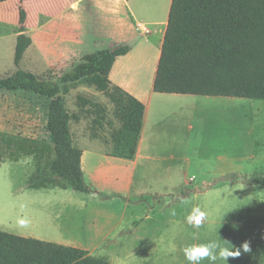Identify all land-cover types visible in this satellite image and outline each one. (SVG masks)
Wrapping results in <instances>:
<instances>
[{"label":"rangeland","instance_id":"rangeland-1","mask_svg":"<svg viewBox=\"0 0 264 264\" xmlns=\"http://www.w3.org/2000/svg\"><path fill=\"white\" fill-rule=\"evenodd\" d=\"M20 1L0 4L3 10L10 12L13 22L0 21L1 76L10 75L19 68L14 59ZM54 2L25 0L23 6L30 14V26L34 27L33 32L28 33L32 39L38 31L42 3L52 10ZM130 4L137 22L156 21L151 38L155 51L160 44L170 0H131ZM75 14L83 27L85 43L77 46L78 56L110 47L111 36L108 41L100 43V37H105V27L99 23L98 6L93 0L80 2ZM131 29L135 31L134 23L127 19L126 31L131 33ZM33 56L29 53L20 68L31 70L43 78H54L58 73L69 72L73 66L44 70ZM64 87H70V84ZM76 87L93 86L82 83ZM223 101L216 106L207 104L214 107L208 112L215 118L213 124H203L198 119L194 122L195 130L188 138L187 156L178 155L176 161L167 165L172 168L167 176L168 187L158 188L156 182L151 183L148 178L133 190L134 200L127 211L126 222L131 220L132 211L145 212L152 207L157 213L165 215L160 221L141 222V228L148 232L141 238L147 243L137 239L138 244H131L126 253L118 245L108 246L109 243H106L95 252L97 256L108 257L111 264L124 262L120 259L122 256L126 257L128 264H190L183 252L185 247L215 241L221 247L234 246L235 249L247 241L251 248L249 253L241 251L239 257L229 258L226 262L219 258L218 249L214 264H264V187L243 182L244 177L264 174V101L241 97L224 98ZM49 104L50 99L36 94L1 91L0 130L49 140ZM170 105L174 109L173 103ZM69 106L76 107V104L71 100ZM173 116L174 110L168 113V119ZM118 125L115 121V126ZM103 135L111 138L109 127ZM35 163L33 156H25L19 162L6 160L0 163V230L73 246L76 239H85L83 226L86 221L87 224L92 223L96 214L102 219L105 216L117 217L120 202L112 201V198L108 201L103 198L96 200L94 193L73 189L37 191L27 188V181L36 170ZM177 199L180 200L176 202ZM194 206H200L207 213L200 229L186 222ZM21 220L25 223L21 224ZM151 228L152 233L149 232ZM159 232H164L166 241H163L164 234ZM194 232L198 233V239H193ZM160 240L164 243H159ZM132 249L133 252L127 253ZM200 264L213 262L205 259Z\"/></svg>","mask_w":264,"mask_h":264},{"label":"trees","instance_id":"trees-1","mask_svg":"<svg viewBox=\"0 0 264 264\" xmlns=\"http://www.w3.org/2000/svg\"><path fill=\"white\" fill-rule=\"evenodd\" d=\"M7 0H0L4 2ZM0 21L13 24L9 11L0 7ZM27 11L19 7L14 73L0 75V92H26L50 99L47 128L50 139L0 130V163L33 156L36 170L27 188H71L90 193L81 165L82 149L74 145L71 113L61 95L80 84L102 85L128 44L84 55L69 72L54 78L20 68L33 43L26 32ZM70 84V87H64ZM103 86V85H102ZM154 90L159 93L241 97L264 101V0H172ZM83 112L96 114L95 126L110 128L112 155L133 159L141 127L130 118L136 100L117 90L112 115L91 101ZM115 121L119 123L115 126ZM247 185L264 187V174L244 177ZM0 264H111L108 258L63 244L0 230Z\"/></svg>","mask_w":264,"mask_h":264},{"label":"crops","instance_id":"crops-1","mask_svg":"<svg viewBox=\"0 0 264 264\" xmlns=\"http://www.w3.org/2000/svg\"><path fill=\"white\" fill-rule=\"evenodd\" d=\"M11 1L7 0L0 4H8ZM83 1L55 0L56 5L54 2L52 10L48 5L42 3L43 12L40 14L37 34L35 36L33 34V43L23 59H26L29 53H33V59L44 70H61L63 66L73 65L77 59L80 60L84 55H77V46L85 44L83 41L84 30L80 21L75 18V13L80 2ZM130 1L93 0L98 6V15L101 19L99 23L105 27V37H100V43L108 41L111 36L113 40L107 49L128 44L131 46L130 52L117 58L108 77L99 75L98 78L102 81L103 86L70 87L66 93L61 94L72 116L70 127L74 145L83 151L81 165L86 181L92 189L91 193L95 194L96 200L97 198H103V200L112 198V201L120 202L117 217L105 216L102 219L99 214H96L92 223L87 224L86 221L83 226L85 239L75 240L74 247L81 248L95 256H97L95 252L99 250V247L106 243H109L108 246L118 245L123 253L130 249L131 244L134 246L138 244L137 239L139 242L147 243L145 239L141 238L148 233L141 228V222L144 220L160 221L165 218V215L157 213L152 207L145 212L132 211L131 220L126 222L127 211L134 200L133 190L136 189L138 183L148 178L152 180L151 183L155 181L158 188L168 187L167 176L172 168L170 166L168 168L167 165L176 161L178 155L180 157L187 156L188 138L190 133L192 134L195 130L194 122L198 119L203 124H213L215 118L208 113L209 110H212L213 106L218 103L225 102L224 98H230L156 92L154 82L172 0H170L167 20L163 21L165 27L161 34L160 44L155 51L151 46V38L156 21L137 22ZM24 2L25 0H21L19 4L24 5ZM125 8H127V13H125ZM27 14L26 27L28 30L26 31L29 33L33 32L31 30L34 27L30 26V14L29 12ZM127 19L131 24L134 23L135 31L131 29V33L129 30L126 31ZM18 33H15L16 38ZM130 82L131 84H129ZM119 89L136 100L130 118L140 125L141 134L133 159L112 155L113 142L110 137L106 138L103 135L107 125L104 129L100 127L93 130V126L96 127V114L82 111V108L87 107L82 104L91 101L103 111L109 109L106 114L111 116ZM199 97L201 99H198ZM194 98L197 99L194 100ZM71 100L76 104V107L69 106ZM170 103H173L174 109ZM172 110H174V116L168 119V113ZM186 184H188V179ZM29 189L37 191L63 190L61 187ZM179 200L177 199L176 202ZM149 232L152 233L153 228ZM159 233L164 234V232ZM163 241H166L165 234ZM163 241L160 240L159 243H164ZM133 251L134 249L127 253ZM120 259L124 260L120 264H128L126 257L122 256ZM132 264H136V262Z\"/></svg>","mask_w":264,"mask_h":264},{"label":"clouds","instance_id":"clouds-1","mask_svg":"<svg viewBox=\"0 0 264 264\" xmlns=\"http://www.w3.org/2000/svg\"><path fill=\"white\" fill-rule=\"evenodd\" d=\"M175 213H173L174 215ZM207 219V213L201 209L200 206H194L190 214L186 217L187 224L191 225L195 229H200ZM21 224L25 221L21 220ZM198 233H193V239H198ZM219 249L218 256L224 261H228L229 258H236L243 253H249L251 251L250 243L245 241L239 248L221 247L219 243L212 241L206 244H193L183 249L185 258L190 264H200L201 261L207 259L211 262L217 260V250Z\"/></svg>","mask_w":264,"mask_h":264},{"label":"bare ground","instance_id":"bare-ground-1","mask_svg":"<svg viewBox=\"0 0 264 264\" xmlns=\"http://www.w3.org/2000/svg\"><path fill=\"white\" fill-rule=\"evenodd\" d=\"M160 3H161V1H160ZM169 5V4H168ZM163 7V6H162ZM160 8H161V6H160ZM157 9V8H156ZM162 11V10H161ZM164 11V10H163ZM154 12V11H153ZM166 12V11H165ZM157 13H158V11H157ZM154 14V13H153ZM160 16V15H159ZM162 16H164V15H162ZM154 17V16H153ZM158 18V17H157ZM157 18H155V19H157ZM163 19V18H162ZM165 19V18H164ZM164 23V22H163ZM161 24V23H160ZM157 25V24H156ZM159 26V25H158ZM153 50V49H152Z\"/></svg>","mask_w":264,"mask_h":264}]
</instances>
